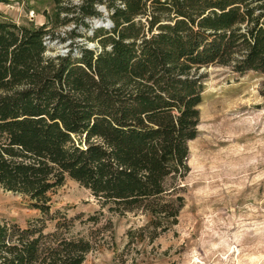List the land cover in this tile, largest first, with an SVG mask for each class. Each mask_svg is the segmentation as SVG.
<instances>
[{"label": "trees", "instance_id": "1", "mask_svg": "<svg viewBox=\"0 0 264 264\" xmlns=\"http://www.w3.org/2000/svg\"><path fill=\"white\" fill-rule=\"evenodd\" d=\"M51 2L57 26L73 23L62 34L0 22V189L39 213L23 226L0 219V264L83 263L95 244L50 212L65 178L108 212L146 215L139 240L168 231L183 203L200 69L264 78V0ZM98 6L110 25L91 28L104 18ZM65 42L64 55L48 54Z\"/></svg>", "mask_w": 264, "mask_h": 264}, {"label": "rangeland", "instance_id": "2", "mask_svg": "<svg viewBox=\"0 0 264 264\" xmlns=\"http://www.w3.org/2000/svg\"><path fill=\"white\" fill-rule=\"evenodd\" d=\"M105 19L88 23L92 28ZM0 22L46 24L55 34L73 24L56 25L51 0H0ZM81 32L90 35L89 29ZM75 42L93 45L84 38ZM67 44H51L49 54L64 55ZM199 73L198 124L187 142L188 172L180 181L183 203L168 231L139 240L146 215L108 212L67 178L50 195V212L72 219V234L95 244L82 264H264V78L222 66ZM91 216L96 225L87 221ZM37 217L26 197L0 189V219L23 226ZM52 228L47 222L45 231Z\"/></svg>", "mask_w": 264, "mask_h": 264}, {"label": "built area", "instance_id": "3", "mask_svg": "<svg viewBox=\"0 0 264 264\" xmlns=\"http://www.w3.org/2000/svg\"><path fill=\"white\" fill-rule=\"evenodd\" d=\"M97 11L100 12V13L102 14L103 17H104V16L106 17V12H105V10H104V8H103L102 6H98V7H97ZM106 23H108V21L105 19V24H106ZM48 54H49V53H48Z\"/></svg>", "mask_w": 264, "mask_h": 264}, {"label": "water", "instance_id": "4", "mask_svg": "<svg viewBox=\"0 0 264 264\" xmlns=\"http://www.w3.org/2000/svg\"><path fill=\"white\" fill-rule=\"evenodd\" d=\"M99 25H101V22H97V23L94 25V27L99 26ZM106 25H110L109 22L106 23Z\"/></svg>", "mask_w": 264, "mask_h": 264}]
</instances>
